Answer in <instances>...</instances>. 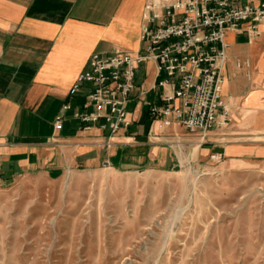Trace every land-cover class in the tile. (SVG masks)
Instances as JSON below:
<instances>
[{"label":"crops","instance_id":"obj_1","mask_svg":"<svg viewBox=\"0 0 264 264\" xmlns=\"http://www.w3.org/2000/svg\"><path fill=\"white\" fill-rule=\"evenodd\" d=\"M258 4L264 0H234ZM145 0H0V179L44 172L177 168L185 157L218 154L226 162L264 160V23L251 36L228 30L220 96L229 120L201 141L174 123L160 126L148 111L163 104L155 62L136 69L126 105L129 124L110 134L99 122L88 128L74 115L86 90L70 93L90 55L142 48ZM70 108L64 110L62 105ZM62 114V127L54 128Z\"/></svg>","mask_w":264,"mask_h":264},{"label":"rangeland","instance_id":"obj_2","mask_svg":"<svg viewBox=\"0 0 264 264\" xmlns=\"http://www.w3.org/2000/svg\"><path fill=\"white\" fill-rule=\"evenodd\" d=\"M0 264H264V160L0 179Z\"/></svg>","mask_w":264,"mask_h":264},{"label":"built area","instance_id":"obj_3","mask_svg":"<svg viewBox=\"0 0 264 264\" xmlns=\"http://www.w3.org/2000/svg\"><path fill=\"white\" fill-rule=\"evenodd\" d=\"M142 48L136 54L123 51L93 52L88 67L70 88L86 90V99L74 115L88 128L99 122L110 134L127 126L126 105L134 89L136 69L155 62L164 89L163 104H149L148 111L160 126L174 123L199 132L201 141L215 126L229 120V108L220 96L221 65L226 57L228 30L244 28L261 33L264 2L237 4L234 0H145ZM70 108L68 103L62 109ZM62 114L54 128L62 127ZM211 158L220 159L218 154Z\"/></svg>","mask_w":264,"mask_h":264}]
</instances>
